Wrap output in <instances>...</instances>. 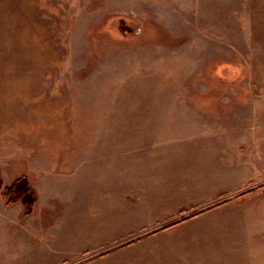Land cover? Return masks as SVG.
Instances as JSON below:
<instances>
[{
    "label": "crops",
    "instance_id": "obj_1",
    "mask_svg": "<svg viewBox=\"0 0 264 264\" xmlns=\"http://www.w3.org/2000/svg\"><path fill=\"white\" fill-rule=\"evenodd\" d=\"M48 69L40 67L31 95L17 101L20 114L8 113L0 92V168L13 161L25 169L36 195L27 215L0 195V264H65L68 223L85 238L96 232L94 248L118 242L99 257L104 264H264V253L250 255L264 245L243 242L259 231L252 219L264 217L258 140L233 147L226 138L232 129L217 130L225 118L200 107L191 120H205L208 132L184 130L179 115L164 111L163 97L148 95L102 97V106L78 121L70 93L43 80ZM183 167L190 172L178 171ZM195 167L204 174L193 175ZM43 230L54 237L40 246L34 237Z\"/></svg>",
    "mask_w": 264,
    "mask_h": 264
},
{
    "label": "rangeland",
    "instance_id": "obj_2",
    "mask_svg": "<svg viewBox=\"0 0 264 264\" xmlns=\"http://www.w3.org/2000/svg\"><path fill=\"white\" fill-rule=\"evenodd\" d=\"M47 65L43 80L56 83L58 94L70 93L78 121L96 112L102 97H163V110L179 115L184 130L208 132L205 120H191L195 107L224 117L227 126L217 130L232 129L227 143L256 146L258 140L264 163V0H0V92L9 114H20L17 101L31 95ZM152 111L160 112V104ZM8 165L0 168L4 185L19 174L29 180L25 169ZM252 220L259 231L244 234L243 242L264 245V217ZM68 224L65 264H104L99 257L118 246L94 248L96 232L85 238L78 225ZM46 233L34 237L38 245L54 237ZM56 239L59 250L64 234ZM257 253L264 251L250 255Z\"/></svg>",
    "mask_w": 264,
    "mask_h": 264
},
{
    "label": "trees",
    "instance_id": "obj_3",
    "mask_svg": "<svg viewBox=\"0 0 264 264\" xmlns=\"http://www.w3.org/2000/svg\"><path fill=\"white\" fill-rule=\"evenodd\" d=\"M0 193L4 196L6 203L20 202L24 209V214L31 212L36 201L35 192L30 188L24 175L15 178L10 185H4L0 175Z\"/></svg>",
    "mask_w": 264,
    "mask_h": 264
}]
</instances>
